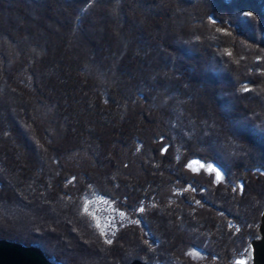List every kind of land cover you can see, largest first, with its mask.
Instances as JSON below:
<instances>
[{
  "label": "trees",
  "instance_id": "16d2710c",
  "mask_svg": "<svg viewBox=\"0 0 264 264\" xmlns=\"http://www.w3.org/2000/svg\"><path fill=\"white\" fill-rule=\"evenodd\" d=\"M92 195L134 220L110 243ZM263 209L264 0H0V238L232 264Z\"/></svg>",
  "mask_w": 264,
  "mask_h": 264
},
{
  "label": "water",
  "instance_id": "95a60500",
  "mask_svg": "<svg viewBox=\"0 0 264 264\" xmlns=\"http://www.w3.org/2000/svg\"><path fill=\"white\" fill-rule=\"evenodd\" d=\"M259 235L251 241L248 252L252 253L250 264H264V209L260 216ZM248 255V254H247ZM235 260L232 264H238ZM0 264H61L51 261L43 250L35 245L0 238ZM128 264H149L148 262L134 259Z\"/></svg>",
  "mask_w": 264,
  "mask_h": 264
},
{
  "label": "rangeland",
  "instance_id": "374dc122",
  "mask_svg": "<svg viewBox=\"0 0 264 264\" xmlns=\"http://www.w3.org/2000/svg\"><path fill=\"white\" fill-rule=\"evenodd\" d=\"M209 165H211L212 168L215 169V171H209ZM189 167L193 171L204 168L206 171L212 174L215 181L218 180L216 173L219 172L221 178V171L215 165L204 164L201 161L193 160L189 164ZM85 199L84 209L87 208V212L92 217L95 226L108 241L112 240L119 228L134 222V220H132L127 214H125L124 210L116 207L113 202L107 200L103 196L92 195ZM98 224L99 226H97ZM237 260L244 261L245 264H249L250 261L248 255H245L244 257L242 256Z\"/></svg>",
  "mask_w": 264,
  "mask_h": 264
},
{
  "label": "snow or ice",
  "instance_id": "6c2138e0",
  "mask_svg": "<svg viewBox=\"0 0 264 264\" xmlns=\"http://www.w3.org/2000/svg\"><path fill=\"white\" fill-rule=\"evenodd\" d=\"M194 170H196V169H194ZM208 170L209 171H215V169H213L211 165L208 166ZM216 176H217V179L219 180V178H220L219 172L216 173ZM85 211H87V208H85ZM97 226H99V224ZM107 242L110 243L111 241H107ZM247 254H248L249 260H251L252 259V253L248 252ZM238 264H245V262L239 261Z\"/></svg>",
  "mask_w": 264,
  "mask_h": 264
},
{
  "label": "built area",
  "instance_id": "2783aa9c",
  "mask_svg": "<svg viewBox=\"0 0 264 264\" xmlns=\"http://www.w3.org/2000/svg\"><path fill=\"white\" fill-rule=\"evenodd\" d=\"M230 225H231V226H233V224H232V223H231Z\"/></svg>",
  "mask_w": 264,
  "mask_h": 264
}]
</instances>
